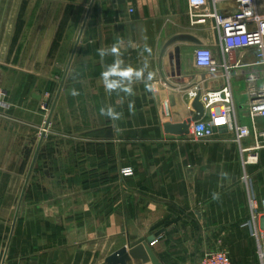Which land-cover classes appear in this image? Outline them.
Here are the masks:
<instances>
[{
	"label": "crops",
	"instance_id": "crops-1",
	"mask_svg": "<svg viewBox=\"0 0 264 264\" xmlns=\"http://www.w3.org/2000/svg\"><path fill=\"white\" fill-rule=\"evenodd\" d=\"M44 5L45 0H0L1 84L5 83L9 69L28 64L25 54L28 45L33 44L32 49L41 51V56L45 45L47 50L55 49L53 38L50 42L44 41L47 34H59V19L47 17L45 31L47 7ZM234 9L232 0H224L218 6L223 13ZM256 10L264 16V0H256ZM178 35H189L198 44L186 41L167 44ZM113 46L127 65L140 67L147 60L152 74L148 81L151 91L143 82L133 85L132 96L104 89L101 72L114 57L110 54L102 58L98 49ZM146 46L150 51H145ZM197 47H207L216 59L220 57L215 32L208 22L191 23L187 0H95L74 54L75 59L82 57L83 72L73 77L70 89L76 102L72 100L75 102L69 118L72 122L61 132L60 141L74 145L82 142L90 147L93 153L87 155L92 164L76 177L101 180L94 189L82 188L77 183L78 192H66V196L89 198L88 195L99 194V199L96 203L90 199L73 204L52 198L44 206H37L35 211L45 216L43 223L35 221L34 239L38 250L28 255L29 260L43 258L42 264H91L99 257L102 261L97 264H101L116 250L143 243L150 235L133 245L126 242L130 240L131 229L139 226L140 220H146L149 227L164 230L150 244L161 264H165L162 258L173 263L184 259V251L178 247L171 253L154 247L167 241H173L175 246V238L180 236L178 228L187 223L202 228V241H209V237L213 246L216 243L214 249L225 251L234 264H246L245 260L252 259L258 264L254 232L255 226L263 225L264 148L257 151V164L243 166L242 160L247 154L241 149L254 144L252 136L239 145L225 129H210L212 132L202 138L194 136L193 124L189 134L172 135L163 130L164 123L180 124L195 115L189 92L198 88L202 93L218 91L226 83L220 76L195 67L193 54ZM56 49L61 50V45ZM233 61L238 66L230 71L228 82L235 115L240 125L250 127L247 103L251 94L264 90V64H256V54L251 49L235 53ZM108 107L121 113L120 119L112 120L100 114L101 108ZM6 121L0 116L3 134ZM202 121L207 125V117ZM10 126L8 122V130ZM255 126L264 130V119H255ZM39 158L37 154L35 163ZM125 168L131 170L132 176L123 178ZM5 177L9 176L0 169V179ZM53 178L59 179L58 174ZM119 180H123L122 184ZM249 197L257 202L255 219L249 208ZM21 204L16 220L17 206L10 221L5 258L15 230L20 227ZM5 208L0 206L2 211ZM7 210H11L9 204ZM4 223L0 217V226ZM24 237L33 241L32 235ZM108 244L109 248L104 251ZM100 248H103L101 253ZM136 263L144 264L140 261L129 264ZM23 264H28V260Z\"/></svg>",
	"mask_w": 264,
	"mask_h": 264
},
{
	"label": "rangeland",
	"instance_id": "rangeland-1",
	"mask_svg": "<svg viewBox=\"0 0 264 264\" xmlns=\"http://www.w3.org/2000/svg\"><path fill=\"white\" fill-rule=\"evenodd\" d=\"M88 3L89 0H45L44 6L47 8L44 12V30L46 31V25L48 26L47 17H49L48 19H59V34H47L44 41L47 42L53 38L54 43L56 42L55 46L53 45L55 49L47 50L48 47L45 45V50L41 56V51L32 49L33 44L28 45L29 48L26 52L24 51L28 64L9 69L5 83H0V116L8 120L4 134L0 132V169L10 177L0 179V206L6 207L4 211L0 210L1 220L5 221L4 225L0 226V254L7 245L10 221L19 201L32 157L62 82ZM68 28H70L69 33L67 32ZM58 44L61 45V50L56 49ZM20 46L23 47V43ZM37 48H39V44ZM76 54L77 50L75 56ZM75 56L41 142L38 153L40 158L33 167L19 212L20 227L17 226L15 230L4 264H23L26 260H28V264L45 262L43 258L32 261L27 258L28 255L38 250L34 239L35 221L36 219L42 221L45 216V214L35 211L37 206H44L52 198H54L53 201L71 202L73 204H82V202L90 199L92 203H96L99 199V194L88 195L89 198H85L83 195L73 196L72 194L66 196L68 194L66 192H78L77 183L81 187L94 189L98 188L96 186L101 181L99 178L97 180H84L82 177H76L80 171L88 169V166L92 164L91 157L88 156L93 153L90 147L85 146L82 142L74 145L67 141H60L63 139L61 132L66 131L67 125L72 122L69 118L76 102V99L72 97L70 86L74 80L73 77L77 73L82 74L83 72L82 57L75 59ZM32 94L40 96L41 100L39 102L33 100ZM72 100L75 102L73 103ZM8 122L11 124L10 130L7 127ZM192 124L194 136L197 138H202L207 133L212 132L202 119ZM144 150L145 148L142 151ZM244 160H242V164ZM255 164L257 161L249 165ZM243 166L248 165L243 164ZM128 167L131 168V165L128 164ZM122 173L123 178L132 176L131 170L127 168ZM56 174H58L59 179L53 178ZM109 181L110 184L113 183L111 180ZM122 181L119 180L118 183L122 184ZM81 187L80 189L83 188ZM68 196L70 198L64 199ZM8 204L11 208L9 211L7 210ZM40 213L41 215H39ZM47 218L50 220L51 215ZM139 223V226L131 229L132 234L129 235L130 240L126 242L127 245L144 241L148 235H152L160 229V227H149L147 225L149 221L146 220H140ZM99 229V227L96 228L97 231ZM178 229L180 236L175 238V246L171 243L173 241L170 243L167 241L165 244L160 243L158 247H154L161 248L163 252L168 253H171L176 247L178 250L184 251L182 253L184 259H179L181 262L175 261L173 263L172 260L162 258L165 264H197L205 252L219 250L214 249L216 243L213 246L209 237V241H202V235L200 236L202 228L195 226L194 223H187V226ZM25 235L27 237L32 235L33 241L25 240ZM109 246L110 244L104 251H107ZM102 250L103 248H100L98 252L101 253ZM101 261L102 259L98 257L93 259L91 264H97ZM231 262L234 264L235 261L231 260ZM245 263L256 264L255 259L245 260Z\"/></svg>",
	"mask_w": 264,
	"mask_h": 264
},
{
	"label": "built area",
	"instance_id": "built-area-1",
	"mask_svg": "<svg viewBox=\"0 0 264 264\" xmlns=\"http://www.w3.org/2000/svg\"><path fill=\"white\" fill-rule=\"evenodd\" d=\"M224 0H187L188 13L192 24H210L218 41L220 57L216 59L211 49L197 47L193 59L196 68L205 70L209 75L220 76L225 85L218 91L200 92L198 89L189 92V99L193 100L199 93V101L203 106V117H207L210 129H225L234 135V141L240 143L252 136L254 144L241 149L246 153L244 165L257 161V151L264 148V130H258L255 119H264V90L258 94H251L247 103L248 116L251 126L238 123L229 84L230 71L238 66L234 63L233 55L244 50H254L256 64H264V16L256 10V0H232L235 9L230 13H223L218 6ZM207 6H210L208 9ZM249 208L255 219L257 202L249 197ZM256 255L258 264H264V216L263 225L255 226ZM197 264H232L229 255L222 250L205 252Z\"/></svg>",
	"mask_w": 264,
	"mask_h": 264
},
{
	"label": "water",
	"instance_id": "water-1",
	"mask_svg": "<svg viewBox=\"0 0 264 264\" xmlns=\"http://www.w3.org/2000/svg\"><path fill=\"white\" fill-rule=\"evenodd\" d=\"M94 2H95V0H91L90 1V4H89L88 9L86 11V14L84 16V19H83V22H82V26H81V28L79 30V33H78V36H77V39H76V42H75V46L73 48V51L71 53V56L69 58L67 66H66L62 82H61V84L59 86L57 95L55 97V100L53 102L51 111H50L49 116L47 118V121H46V124H45V129H44V131L41 134V138L39 140V143H38L37 148L35 150V153L33 155V158H32L28 173H27V177L25 179V183H24L23 189H22V192H21L20 197H19V202H18V205H17L16 214H15V220L17 218L18 210H19L21 201L23 199V196H24V193H25V189L27 187L30 175L32 173V170H33V167H34V164H35V161H36V157H37L39 148L41 146V142L43 141V138L45 136V131H46L47 127L49 126V121L51 119V115L53 113V110H54L55 104L57 102V99L59 97V94H60V92L62 90L64 81H65V79L67 77V74H68V71L70 69V66H71L74 54L76 52L77 46H78V44L80 42V39H81V37L83 35L84 28H85L87 19L89 17V14L91 12V9H92V7L94 5ZM177 41H179V42L180 41L194 42L195 44H198V42H196V40H194V38L189 36V35H178V36H175L171 40H169V42L167 44H171V43H174V42H177ZM32 98H34L35 100H41V97L37 96L35 94L32 95ZM192 107H193L194 114H195L192 118H190V119H188V120H186V121H184V122H182L180 124L164 123L163 124L164 132L167 133V134H172V135L189 134L190 125L192 123H197V122L201 121V119L203 118V114H204L203 106H202V104L199 101V93L192 100ZM163 232H164L163 229L158 230L154 234L148 236L143 243L138 244V245H136V246H134L132 248L122 247V248L116 250L115 252H113L112 254L107 256L103 260V262L101 264H129L132 261H140V262H142L144 264L145 263L161 264L159 262V260L157 259V257L155 256V254L152 252V250L150 248V244H152L156 240V238L159 237ZM5 254H6V251H4L1 254V262H0V264H4Z\"/></svg>",
	"mask_w": 264,
	"mask_h": 264
},
{
	"label": "clouds",
	"instance_id": "clouds-1",
	"mask_svg": "<svg viewBox=\"0 0 264 264\" xmlns=\"http://www.w3.org/2000/svg\"><path fill=\"white\" fill-rule=\"evenodd\" d=\"M145 51H150V49L146 46ZM110 54L114 57L113 62L108 64L101 72V81L107 92H122L132 96L134 94L133 85L140 82H143L149 91L152 90L148 84V81L152 79V74L148 71L149 64L147 60L143 62L142 66L133 67L126 64L116 46L109 49H98V55L102 58ZM132 107L133 105L130 103L129 109ZM100 114L112 120H118L121 116V113L116 112L112 107L101 108Z\"/></svg>",
	"mask_w": 264,
	"mask_h": 264
},
{
	"label": "bare ground",
	"instance_id": "bare-ground-1",
	"mask_svg": "<svg viewBox=\"0 0 264 264\" xmlns=\"http://www.w3.org/2000/svg\"><path fill=\"white\" fill-rule=\"evenodd\" d=\"M88 9V8H87Z\"/></svg>",
	"mask_w": 264,
	"mask_h": 264
}]
</instances>
